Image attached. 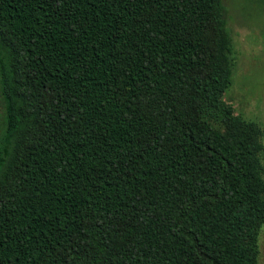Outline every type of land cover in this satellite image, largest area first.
Instances as JSON below:
<instances>
[{
  "label": "trees",
  "instance_id": "obj_1",
  "mask_svg": "<svg viewBox=\"0 0 264 264\" xmlns=\"http://www.w3.org/2000/svg\"><path fill=\"white\" fill-rule=\"evenodd\" d=\"M230 44L221 0H0V264H258Z\"/></svg>",
  "mask_w": 264,
  "mask_h": 264
},
{
  "label": "rangeland",
  "instance_id": "obj_2",
  "mask_svg": "<svg viewBox=\"0 0 264 264\" xmlns=\"http://www.w3.org/2000/svg\"><path fill=\"white\" fill-rule=\"evenodd\" d=\"M230 38V83L221 96L233 115L261 130L259 154L264 181V0H221ZM1 114V104H0ZM257 263L264 264V224Z\"/></svg>",
  "mask_w": 264,
  "mask_h": 264
}]
</instances>
